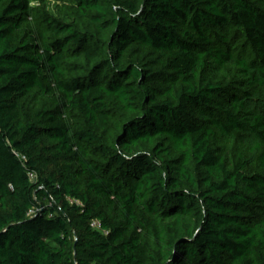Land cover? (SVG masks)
<instances>
[{"label": "trees", "instance_id": "16d2710c", "mask_svg": "<svg viewBox=\"0 0 264 264\" xmlns=\"http://www.w3.org/2000/svg\"><path fill=\"white\" fill-rule=\"evenodd\" d=\"M57 10L0 0V264H264V0Z\"/></svg>", "mask_w": 264, "mask_h": 264}, {"label": "rangeland", "instance_id": "374dc122", "mask_svg": "<svg viewBox=\"0 0 264 264\" xmlns=\"http://www.w3.org/2000/svg\"><path fill=\"white\" fill-rule=\"evenodd\" d=\"M64 0H31V5L34 7L45 6L54 14H57V7L62 4Z\"/></svg>", "mask_w": 264, "mask_h": 264}, {"label": "built area", "instance_id": "2783aa9c", "mask_svg": "<svg viewBox=\"0 0 264 264\" xmlns=\"http://www.w3.org/2000/svg\"><path fill=\"white\" fill-rule=\"evenodd\" d=\"M31 176L33 177V174H31ZM94 226H99L97 222L93 223Z\"/></svg>", "mask_w": 264, "mask_h": 264}]
</instances>
